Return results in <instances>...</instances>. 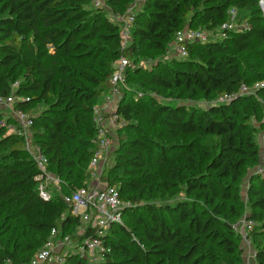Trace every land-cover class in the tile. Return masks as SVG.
I'll use <instances>...</instances> for the list:
<instances>
[{"label": "trees", "instance_id": "trees-1", "mask_svg": "<svg viewBox=\"0 0 264 264\" xmlns=\"http://www.w3.org/2000/svg\"><path fill=\"white\" fill-rule=\"evenodd\" d=\"M104 2L95 7L92 0H0V96L11 94L19 81L16 95L25 98L15 107L34 119L33 149L62 180L60 189L52 184L50 200L41 198L40 170L25 138L0 127V264H29L54 228L56 238H70L66 264H245L233 224L242 214L238 182L259 158L252 118L264 125V89L228 103L215 100L264 79V22L254 12L241 18L250 29L189 43L187 57L173 55L146 74L128 67L126 81L133 71L147 94L137 98L122 87L117 112L126 124L116 130L108 159L114 164L104 167L101 181L116 186L123 200L141 196L146 204L141 215L127 206L124 223L108 230L102 261L76 252L94 228L81 227L64 195L91 181L89 165L98 149L94 107L111 89L118 59L137 60L145 46L164 54L179 30L218 27L231 8L250 11L255 4L144 0L123 50L122 23L110 14H126L136 0ZM197 98L210 102L205 108L186 103ZM154 166L165 171L159 185L169 191L183 182L187 197L163 206L150 203ZM249 195L255 264H264V180L257 175Z\"/></svg>", "mask_w": 264, "mask_h": 264}, {"label": "built area", "instance_id": "built-area-1", "mask_svg": "<svg viewBox=\"0 0 264 264\" xmlns=\"http://www.w3.org/2000/svg\"><path fill=\"white\" fill-rule=\"evenodd\" d=\"M95 7H103L104 0H92ZM136 3L127 11L126 14L115 15L117 21L122 23V39L121 48L124 50L130 43L132 37V28L136 15ZM229 19L222 25L223 34L229 30H248L251 25L248 20H237L238 12L236 8L228 11ZM210 40L209 35L201 28L186 27L179 30L172 42L173 55L187 57L188 45L192 42H206ZM131 65L130 60L126 56H121L116 64V70L110 78L111 89L104 95L103 105L94 107V120L97 126L98 149L91 158L89 172L91 181L88 185L73 189L70 194H65V201L71 206L73 215L80 218L82 228L91 226L94 228V235L86 236L77 246L76 252L81 256L95 258L96 253H100L102 260L104 259L105 247L103 245L104 237L108 230L115 224H123V214L127 207L125 200L122 199L119 189L116 186H104L101 181L106 162L115 149L117 144L116 130L123 127L126 121L118 115V107L121 100L122 87L126 83V73ZM19 81L13 83V90L7 96H0V114L5 116L8 112L14 120L6 123L2 121V125L7 126V133L23 136L26 142V148L32 153L33 158L39 167L38 189L41 198L50 200L53 196L51 191L52 184L57 189L61 188V178L54 175L47 169L48 159L33 149L30 130L34 124L31 114L16 108L15 104L19 99L16 90ZM259 89H264V79L256 81L254 84H243L238 90L219 96L215 101L219 103H228L234 99L255 93ZM27 100L29 99L26 98ZM104 109L112 112L110 117L103 115ZM260 172H264V166L259 168ZM255 221L251 218H243L233 224V229L241 236L242 245L246 255L245 264H253L256 261L257 250L253 245L251 231L255 226ZM91 228V229H92ZM57 229L51 231L49 240L44 248L35 253L29 264H66L67 252H63L66 247L70 246V238L57 237Z\"/></svg>", "mask_w": 264, "mask_h": 264}, {"label": "rangeland", "instance_id": "rangeland-1", "mask_svg": "<svg viewBox=\"0 0 264 264\" xmlns=\"http://www.w3.org/2000/svg\"><path fill=\"white\" fill-rule=\"evenodd\" d=\"M254 1H255V4L253 6V9L250 11L238 9L237 7H233V8H236L237 12H238L237 20L243 21V20H245V19H243V20L241 19L243 16L254 12V13L258 14L264 22V0H254ZM143 3H144V0H137V5L140 6V5H143ZM194 14L195 15L197 14L196 10H194ZM110 16L114 20H117L114 15L110 14ZM196 21L198 22V20H196ZM223 23L218 27H210V28L207 26H202L201 24H198L197 26H199L198 28L205 30L206 33L209 35L210 39L220 40L223 37V30L221 29ZM170 46L172 47V45H170ZM171 47H168L166 53L160 54L157 51L145 46L143 48L142 55L137 60H133L134 62L130 61L132 64V68L138 67L139 69L144 71V74L149 73L150 71H152L154 69L155 65L160 64V63L169 62L170 59L174 57ZM251 59H252V57H250V60ZM123 89H126L127 91H129L130 93L135 95L137 98H143L147 94L146 86H145L143 80H141L140 77H135L133 71L129 74L128 79H127ZM152 95L160 101H169L170 100V97L168 95H157V94H152ZM209 102L210 101H206V100H202V99H198V98L186 100V103L188 105L195 106L197 108H205L208 106ZM103 103L104 102L102 100L97 105H103ZM40 109H41V106L37 110L40 111ZM7 112L8 113L5 116L0 117V127L1 128L3 127L5 130H7V126L2 125L1 124L2 121H5L6 123H8V125L10 124V122L14 121L12 119V117L9 115L10 111L8 110ZM103 115L108 118L112 115V112L104 109ZM252 123H253V127L255 130L254 135H255V138H256V141H257L258 147H259V158L255 164H251L249 167H247V169L245 170V172L243 173V175L241 177V180L238 182L239 189H240V196H241L242 214L237 219V221H239L243 218H251V211H250L251 197L249 195V190H250L251 185H252L253 176L257 175L260 177V179L264 180V172L259 171V168L261 166H264V125L262 123V119H259L255 116H253V118H252ZM31 132L32 131L30 130V133ZM204 141H207V140L206 139H200L199 143H202ZM107 164H108V166H112L114 164V160H110V162L107 161L105 166ZM149 169H150L149 172H151L153 177H154V187H155L154 192L152 193L153 199L150 200V203H153V204H156L159 206H163L166 203H174L179 198L187 197L186 191H185V185L183 184V182L178 183L177 186H174L171 190L167 191V190H165V188L162 185L158 184V180H157L159 177L164 175L165 171L161 167H155V166L149 167ZM144 182L145 181L140 182L141 185H146ZM53 187H54V185H53ZM170 191L173 192L175 197L170 196ZM125 202H126L127 206L132 207L134 210H136L139 215H141L143 213L141 208L143 205L146 204V200L143 199L141 196L136 197L132 200H130V199L125 200ZM237 221H235V222H237ZM263 224H264V222H263ZM257 225H259V224H257ZM75 244H76V242L73 241L72 245L74 246ZM66 250L69 251L70 246H68L66 248ZM67 251H65V252H67ZM99 254L100 253H96L95 258L91 259V261L95 262V263H99L100 261H102V256H100ZM155 261L156 260H153L148 264H153ZM245 261H246V256H245ZM252 263L255 264L254 262H252Z\"/></svg>", "mask_w": 264, "mask_h": 264}]
</instances>
